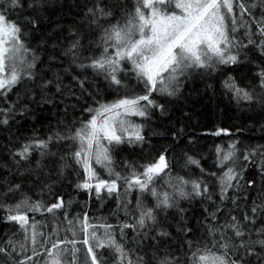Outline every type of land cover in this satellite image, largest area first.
Wrapping results in <instances>:
<instances>
[{
    "label": "snow or ice",
    "instance_id": "snow-or-ice-1",
    "mask_svg": "<svg viewBox=\"0 0 264 264\" xmlns=\"http://www.w3.org/2000/svg\"><path fill=\"white\" fill-rule=\"evenodd\" d=\"M55 7L51 0H0V98L5 102L14 88L17 92L25 89L27 96H32V92L38 88V95L43 98L44 91L54 83L46 78V74L38 73L37 61H43L25 41L28 34L39 31L38 21L41 17L37 13ZM83 7L87 9L85 19L88 31L78 28L63 55L69 57L71 65L83 70L72 77L82 90V95L93 98V93L85 88L87 77L84 75V71L91 69L97 76L102 75L110 86H115L117 98L109 102L94 99V107H84L83 111L88 116L80 120L79 127L73 123L72 127L65 125L44 139L33 138L20 144L12 155L16 158V164L23 162L27 167L33 163V151H38L40 159L34 161L35 167L42 174L44 169L56 173L57 179L65 169L79 166L86 178L76 185L77 188L89 194L94 190L97 197L102 189H106L109 195L114 192L119 194L117 182L122 180L125 194L133 189L140 194L136 201L138 216L134 218V224L121 227L120 242L110 231L112 225L90 224L87 215L78 221L83 235L79 241L73 232V239L53 241L48 247L43 233H40L39 244L48 257L46 264H108L109 259L112 264H264V231L258 234L260 238L253 239L247 224L236 216L230 217L226 227L221 230L220 239L209 242L181 240L174 245L172 233L167 230L172 227L168 217L171 215L175 218L179 214L181 224L176 231L181 234L194 233L183 221L181 200L201 198L215 205L212 198L217 185L221 202L227 198L229 190L240 187L243 168L237 171L235 165L240 156L248 161L249 154L240 152L238 156L235 143L226 150L216 148L217 167L221 169L219 175L216 172L205 173L200 168V162L189 156L188 164L200 168L202 178L196 179L172 177L166 171L169 162L163 153L151 162L140 165L139 172L131 170L123 176L114 171L112 158L113 151L119 150L123 144L145 143L143 125L134 123L131 117L146 119L150 109H159L161 114L166 110L165 105L153 97V93L175 97L180 93L182 80L197 76L210 78L221 65H239L242 56L247 58V53L241 51L247 45L238 43L234 33L238 19L243 21L247 15L255 20L252 9L257 7L261 9L262 17L258 22V39H249L248 44L254 45L259 56L264 58V0L250 6L239 0H135L130 9L119 2L109 4L107 0H91V6L86 2ZM129 72L140 86L139 92L125 83ZM256 75L259 79L256 87H241L231 76L227 77L223 86L238 103L246 101L264 110V68ZM206 87L211 88V85ZM55 88L61 92L59 78ZM24 110L20 109L21 114ZM16 112L17 104L0 108V123L7 125ZM221 131L226 133L221 129L213 134L220 135ZM62 140L68 141L71 149L66 155L51 150L58 147V142ZM93 164L104 168L110 179H100ZM211 178H215V184L210 182ZM157 181H162L159 188ZM247 183L251 186L254 181ZM19 189V184L9 186L4 195L8 196ZM143 196L152 198L150 207L143 204L140 198ZM57 199L58 202L45 206L40 202L30 203L29 198L25 197L7 209L8 219L19 223L26 232V213L40 211L42 207L51 213L63 205V198ZM173 209L175 212L170 211ZM217 211H220L218 206L210 215L215 217ZM251 211L255 214L257 208L253 207ZM261 211H264V207ZM243 219L247 221L248 217L244 216ZM74 223L69 221L70 227H74ZM31 227L32 254H27L23 243L17 253L16 247L9 242L7 247H0V264H36L34 257L41 253L37 251L35 223ZM100 228L104 229L102 234L99 233ZM124 228L146 230L142 232L144 238H148L149 232L154 233L152 243L146 246L152 250L150 254L145 252L148 259L133 256L132 249L123 243ZM228 231L232 233L231 236H225ZM61 243L69 247L62 248ZM173 247L175 251L170 250ZM21 256L24 258L21 259Z\"/></svg>",
    "mask_w": 264,
    "mask_h": 264
},
{
    "label": "trees",
    "instance_id": "trees-1",
    "mask_svg": "<svg viewBox=\"0 0 264 264\" xmlns=\"http://www.w3.org/2000/svg\"><path fill=\"white\" fill-rule=\"evenodd\" d=\"M51 2L56 7L37 13L41 17L38 21L39 31L28 34L25 42L43 61V63L37 61L38 73L46 74V78L54 83L44 91L43 98L38 95V88L32 92V96H27L25 89L17 92L14 88L8 93L6 102L0 98V108L17 104V112L9 118V123L7 125L0 123V247H7L11 242L19 253V246L23 243L26 245L27 254L31 255L30 237L33 231L31 225L35 223V231L38 234L37 251L41 253L34 257L39 260L38 264H43L48 258L44 254V248L39 244V234L43 233L48 247L53 241L73 239V232L75 239L79 241L83 235L78 221L85 215L90 224L112 225L110 231L120 242L121 227L124 224H134V218L138 216L136 201L140 195L134 189L125 194L122 180L117 182L119 194L114 192L109 195L106 189L101 190L99 197L94 190L89 194L88 191L76 186L86 178L83 169L76 165L65 169L64 174L58 179L56 173H49L48 169H44L42 174L34 164L35 160L40 159L38 151H33V163L27 167L23 162L19 165L15 162L16 158L12 153L20 144L27 143L33 138L44 139L63 129L65 125L72 127L74 123L75 127H79L80 120L88 116V113L83 111L85 106L94 107V99L109 102L118 95L115 86H110L102 75L97 76L91 69L84 71V75L87 77L85 88L93 93V98L82 95V90L72 77L83 70L75 68V65H71L69 57L63 55L75 38L73 34L78 28L88 31L85 19L87 9L83 6L86 2L91 6V0ZM107 2L109 4L119 2L130 9L135 0ZM239 2L250 6L253 3L258 4L259 0ZM252 14L255 20L247 15L243 21L238 19L240 27L234 33L238 43L247 45L241 50L242 53H247L246 59L242 56L239 65H221L219 70L207 79L197 76L182 80L180 93L175 97L153 93V97L158 103L164 104L166 110L161 114L159 109H150L146 119L141 117L134 119L136 124L143 125L145 143L123 144L119 150L112 153L113 169L122 176L128 175L131 170L139 172L140 165L151 162L158 154L163 153L169 162V169L166 171L172 177L183 176L185 179L202 178L200 168H203L205 173L216 172L219 175L221 169L217 167V147L226 150L229 145L235 143L239 150L238 156L240 152L249 154L248 161H244L240 156L235 165L237 171L243 168L240 187L229 190L223 202L218 198V185L212 198L215 205L206 200L202 201L201 198L181 200L180 206L184 208L183 221L194 230V233H178L176 228L181 224V217L179 214L175 218L170 215L168 223L172 227L167 230L172 233L174 245L181 240L209 242L220 239L221 230L226 227L231 216H236L242 223L247 224L253 239L260 238L258 234L264 231V211H261L264 207V110L259 105H250L246 101L238 103L223 86V82L229 76L234 77L241 87H256L259 84L256 74L264 68V58L259 56L254 45L248 44V40L258 39L261 9L259 7L252 9ZM121 75L123 76V73ZM57 78L60 81L61 92H57L55 88ZM125 83L136 92L140 91V86L132 78L131 72L128 73ZM209 84L211 88L206 87ZM20 109L26 110L21 114ZM221 129L226 130V133L221 131L220 135L213 134ZM58 143V147L51 148L53 152L66 155L71 150L68 141L62 140ZM189 156L200 162V168L188 164ZM125 165L132 167L126 168ZM94 169L100 179H110L107 171L101 166L96 165ZM248 181L254 183L249 186ZM210 182L215 184V178H211ZM161 183L162 181H157L158 188ZM16 184L20 185V189L5 196L7 188ZM25 197L29 198L30 203L40 202L45 206L58 202L57 198L62 197L63 205L51 213L44 207L40 211H28L25 232L19 223L8 219L7 211ZM140 198L143 204L149 207L153 203L151 197ZM216 206L220 211L213 217L210 213L215 211ZM253 207L257 208L255 214L251 211ZM170 211L175 212V209ZM244 216L248 217L247 221L243 219ZM69 221L75 222L74 227H70ZM103 231V228L99 229L100 234ZM143 231L146 230L133 231L131 228H124L123 243L132 249L134 257L144 256L148 259L145 252L150 254L152 250L146 246L152 243L151 237L154 233L149 232L148 238H144ZM231 235L230 231L225 233V236ZM78 246L80 247L79 244ZM170 250L175 251V248ZM108 264H112L110 259Z\"/></svg>",
    "mask_w": 264,
    "mask_h": 264
},
{
    "label": "rangeland",
    "instance_id": "rangeland-1",
    "mask_svg": "<svg viewBox=\"0 0 264 264\" xmlns=\"http://www.w3.org/2000/svg\"><path fill=\"white\" fill-rule=\"evenodd\" d=\"M237 13H238V10H237ZM239 23V22H238ZM238 23H237V30H238V28L240 27V25H239V27H238ZM135 118H139V117H131V119H132V121L134 122V123H136V121L134 120ZM94 166H96L95 164H93V167ZM97 166H99V165H97ZM90 231H91V229H90ZM61 247L62 248H67V247H69V245H66V244H64V243H61ZM77 247L79 248V246H78V244H77ZM48 259V258H47ZM46 259V260H47ZM35 261H36V264H38V262H39V260L38 259H34ZM46 260L44 261V263L43 264H46Z\"/></svg>",
    "mask_w": 264,
    "mask_h": 264
}]
</instances>
